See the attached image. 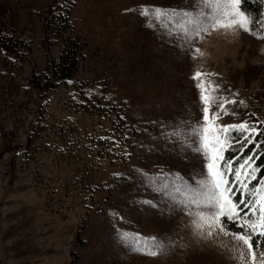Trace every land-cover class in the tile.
Segmentation results:
<instances>
[{
	"label": "rangeland",
	"instance_id": "374dc122",
	"mask_svg": "<svg viewBox=\"0 0 264 264\" xmlns=\"http://www.w3.org/2000/svg\"><path fill=\"white\" fill-rule=\"evenodd\" d=\"M50 10L80 62L44 86ZM0 34V264H264V25L239 0H0Z\"/></svg>",
	"mask_w": 264,
	"mask_h": 264
},
{
	"label": "trees",
	"instance_id": "16d2710c",
	"mask_svg": "<svg viewBox=\"0 0 264 264\" xmlns=\"http://www.w3.org/2000/svg\"><path fill=\"white\" fill-rule=\"evenodd\" d=\"M240 8L243 12L249 15L253 21L254 25L263 24L262 20L264 18V0H239ZM50 14V15H49ZM44 27L48 34L50 32H56L54 35L56 38H60L62 40V47L60 49V55L58 60L54 62L51 68V72L45 78L43 85L46 86L51 80L58 81L59 83H64L68 80L73 72L75 71L77 65L80 62L79 59V46L78 41L76 39H72L69 36L70 24L68 19V11H65L64 15L60 13H51V10L47 12V16L45 18ZM50 35V34H49ZM52 36V35H51ZM20 45L13 41L11 38L0 34V50L10 52L12 54H22L18 50H20ZM99 104V103H97ZM97 104H92L91 106H96ZM264 141V133L259 135ZM264 144V142L262 143ZM251 150L247 151L250 152ZM227 156L233 158L232 154L228 152ZM255 165L258 168V177L261 178L264 176V148L258 151L255 157ZM231 230L233 226L230 227Z\"/></svg>",
	"mask_w": 264,
	"mask_h": 264
}]
</instances>
